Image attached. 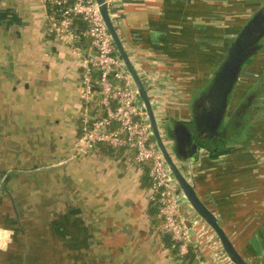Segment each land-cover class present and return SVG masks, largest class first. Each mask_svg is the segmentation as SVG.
I'll return each mask as SVG.
<instances>
[{
  "label": "crops",
  "instance_id": "1",
  "mask_svg": "<svg viewBox=\"0 0 264 264\" xmlns=\"http://www.w3.org/2000/svg\"><path fill=\"white\" fill-rule=\"evenodd\" d=\"M263 4L114 0L115 26L158 118L191 119ZM48 13L40 0H0V172L13 173L10 193L0 176V264H183L188 252L165 245L151 211L148 166L106 145L77 154L82 56L49 32ZM79 45L91 51L90 40ZM252 89L259 92L252 130L223 153L201 147L196 159L178 164L239 252L264 264V50L246 64L235 96ZM181 213L200 262L233 264L218 261L215 232L186 198Z\"/></svg>",
  "mask_w": 264,
  "mask_h": 264
},
{
  "label": "built area",
  "instance_id": "2",
  "mask_svg": "<svg viewBox=\"0 0 264 264\" xmlns=\"http://www.w3.org/2000/svg\"><path fill=\"white\" fill-rule=\"evenodd\" d=\"M40 1L49 11V32L82 56L85 107L80 118V133L75 140L77 154H87L106 145L123 151L127 162L148 166L151 178L148 197L158 208L161 229L171 235L180 254L187 253L194 236L181 213L178 183L154 140L146 112L139 105L132 78L117 52L99 4L96 0ZM107 2L111 12L114 0ZM79 17L84 28L77 24ZM85 39L90 40V52H83L79 45ZM215 236L212 240L217 245L218 261L221 262V258L231 261Z\"/></svg>",
  "mask_w": 264,
  "mask_h": 264
},
{
  "label": "water",
  "instance_id": "3",
  "mask_svg": "<svg viewBox=\"0 0 264 264\" xmlns=\"http://www.w3.org/2000/svg\"><path fill=\"white\" fill-rule=\"evenodd\" d=\"M96 1L99 4L104 22L112 36L124 67L132 78V87L137 91L139 105L146 112L154 140L167 162L172 177L178 183V198L180 201L186 198L202 220L215 232L226 255L233 264H255L248 261L235 247L217 216L201 200L194 184L187 179L178 162L182 161L185 163L187 160L196 159L201 147L210 150L209 146H204V141L218 134L226 113L230 110L231 95L239 83L243 67L249 63L251 57L262 47L258 45L252 48V45L264 37V4L253 14L252 18L236 36L228 50L227 56L214 73L212 81L203 93L199 95L198 100L195 101L191 119L187 122L178 121L175 124H166L167 138L172 143V146L169 147L165 142L166 137L164 138L161 133L145 83L118 34L108 2L107 0ZM53 168H46L45 170H52ZM0 176L4 179V190L10 193L6 184L13 177V173L1 171ZM191 233L195 236L193 228H191ZM200 260L204 262L203 258Z\"/></svg>",
  "mask_w": 264,
  "mask_h": 264
},
{
  "label": "flooded vegetation",
  "instance_id": "4",
  "mask_svg": "<svg viewBox=\"0 0 264 264\" xmlns=\"http://www.w3.org/2000/svg\"><path fill=\"white\" fill-rule=\"evenodd\" d=\"M258 45H261L262 47L260 50H258V52L254 56L251 57V60L255 56H258L262 50H264V37H262L255 44H253L252 48ZM251 60L249 62H251ZM245 66L243 67L240 76ZM235 95H236V87L231 95V100L229 102L230 110L227 111L226 117L223 121L222 127L220 128L218 134L213 135L211 138H207L203 143L204 146H209L210 150H215L216 153H223L224 151H227L232 146V144L241 140L242 137L247 135V132H250L252 130L253 124L258 119L257 114L255 113L256 112L255 108L256 105H258L257 103L259 102L258 100L259 92L256 89H252L246 92L240 98L236 97ZM160 129L163 137L164 138L166 137L165 142L167 146L171 147L172 143L167 138L166 123H165V127L164 128L160 127Z\"/></svg>",
  "mask_w": 264,
  "mask_h": 264
},
{
  "label": "trees",
  "instance_id": "5",
  "mask_svg": "<svg viewBox=\"0 0 264 264\" xmlns=\"http://www.w3.org/2000/svg\"><path fill=\"white\" fill-rule=\"evenodd\" d=\"M77 24L81 27V28H84L85 24L82 20V18H77ZM150 184H151V178H150ZM152 205V212L156 213L158 215V208L155 204H151ZM160 219V218H159ZM163 241L165 243V245L169 248H172L173 251L178 255H179V250H178V247L174 246V242L171 238V235L170 234H167L163 236ZM182 261H183V264H199V258H198V254L196 252V249L195 247L191 244L190 248H189V251L187 254H185V256L181 257Z\"/></svg>",
  "mask_w": 264,
  "mask_h": 264
},
{
  "label": "rangeland",
  "instance_id": "6",
  "mask_svg": "<svg viewBox=\"0 0 264 264\" xmlns=\"http://www.w3.org/2000/svg\"><path fill=\"white\" fill-rule=\"evenodd\" d=\"M229 48H230V46H229ZM158 121H159L160 127L164 128L165 127V123L162 121V119L158 118ZM208 240H209V238H208ZM210 240H212V239L210 238Z\"/></svg>",
  "mask_w": 264,
  "mask_h": 264
}]
</instances>
